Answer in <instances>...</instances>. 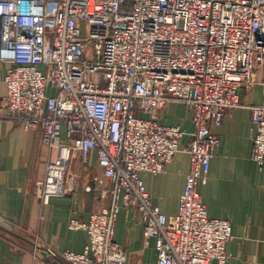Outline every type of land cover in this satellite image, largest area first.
<instances>
[{"label":"built area","instance_id":"2783aa9c","mask_svg":"<svg viewBox=\"0 0 264 264\" xmlns=\"http://www.w3.org/2000/svg\"><path fill=\"white\" fill-rule=\"evenodd\" d=\"M263 65L264 0H0V120L39 131L53 154L37 196L68 194L74 159L88 169L96 154L94 181L111 197L88 223H70L88 232L85 251L48 250L49 264H128L115 239L123 209L141 216L157 264L228 262L231 223L209 217L199 188L220 144L215 129ZM173 101L190 110L194 132L179 212L168 217L141 176L165 172L180 151L184 131L158 122ZM250 109L251 157L263 165L264 105Z\"/></svg>","mask_w":264,"mask_h":264},{"label":"crops","instance_id":"0c3cea01","mask_svg":"<svg viewBox=\"0 0 264 264\" xmlns=\"http://www.w3.org/2000/svg\"><path fill=\"white\" fill-rule=\"evenodd\" d=\"M0 92L6 95L4 84ZM241 100L243 106L227 111L222 126L215 129L220 144L199 191L209 217L231 223L232 239L226 245L231 259L224 264H264V164L251 157L250 109L264 105V65L256 71L254 87L241 91ZM158 122L180 127L185 133L179 142V153L166 165L165 172L141 176L153 203L172 217L179 212L190 171L187 149L194 132L193 115L185 104L173 101L161 112ZM52 155L42 144L39 131H27L14 121L0 120V264H49L52 260L48 250L83 253L89 234L84 229L72 230L71 221L88 223L93 214L111 205L110 195L100 196L99 190L105 186L94 181L103 176L96 154L88 169L79 158L74 159L70 192L52 196L44 203L35 186L45 179ZM87 187L94 190L88 191ZM109 187L108 183L106 188ZM115 239L127 251L128 264H157L156 242L146 240L138 212L120 211Z\"/></svg>","mask_w":264,"mask_h":264}]
</instances>
